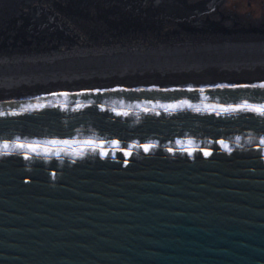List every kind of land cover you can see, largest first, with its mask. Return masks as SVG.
Returning a JSON list of instances; mask_svg holds the SVG:
<instances>
[{
  "label": "water",
  "instance_id": "water-1",
  "mask_svg": "<svg viewBox=\"0 0 264 264\" xmlns=\"http://www.w3.org/2000/svg\"><path fill=\"white\" fill-rule=\"evenodd\" d=\"M253 24L264 0H0V48ZM251 42L218 58L264 69ZM194 79L0 93V264H264V77Z\"/></svg>",
  "mask_w": 264,
  "mask_h": 264
},
{
  "label": "bare ground",
  "instance_id": "bare-ground-1",
  "mask_svg": "<svg viewBox=\"0 0 264 264\" xmlns=\"http://www.w3.org/2000/svg\"><path fill=\"white\" fill-rule=\"evenodd\" d=\"M215 29L216 31L213 28L202 29L201 33L196 32L201 35L196 38L193 30L178 33L186 36L184 40L176 37L177 40L161 41L163 38H157L161 44L159 41L146 43L132 38L98 42L108 45V48L101 49V45L91 48L88 44L85 53L81 49L74 50V46L53 50L0 48V93L44 88L98 87L113 83L169 82L190 78L264 77V69L260 65L242 68L243 65L221 62L217 55L226 44L229 46L247 40L252 41L253 47L249 45L246 51H258L259 57H263V28H243L236 31ZM189 34L193 35L190 39L187 38ZM149 36L151 35L140 38L147 39ZM141 43L150 45L145 49L135 46ZM240 50L242 49L237 46L232 53ZM165 57H169V61H164ZM259 61L260 59H256L253 63L260 64ZM71 65H78V68L83 66V69L76 67L72 71Z\"/></svg>",
  "mask_w": 264,
  "mask_h": 264
},
{
  "label": "rangeland",
  "instance_id": "rangeland-1",
  "mask_svg": "<svg viewBox=\"0 0 264 264\" xmlns=\"http://www.w3.org/2000/svg\"><path fill=\"white\" fill-rule=\"evenodd\" d=\"M194 32H193V35H195V38H196V36H201V35H199V34H197L196 32H198V33H201L200 31H203V30H193ZM213 31H216V29L215 28H213ZM184 32V31H183ZM173 33H175V34H177V35H179V36H183V38H185L186 36H184V35H181V34H178V33H180V32H173ZM190 36H187V38L189 37V39L191 38V36L193 37V35L192 34H189ZM161 36H160V34H156V35H151V36H149V38H147V39H144V38H140V37H135V38H132V39H134V40H139V41H141V42H146V43H148L149 41H154L153 43H155L156 41H159L157 38H160ZM162 38V37H161ZM165 38H170V37H168V36H166ZM169 41V40H168ZM172 41V40H171ZM160 42V41H159ZM160 44H161V42H160ZM86 46L84 47L83 45H82V47L80 46V45H78V46H74V50L75 49H81V51H83L84 53L86 52V50H88V48H87V45L88 44H85ZM99 46V45H101V44H98V43H92V44H90L89 45V47L90 46H92L91 48H93V46ZM149 45L150 44H144V43H141V44H139V46L138 45H135L136 47H141V48H148L149 47ZM72 47V46H71ZM71 47H69V48H71ZM116 47V46H115ZM65 48V47H64ZM99 48H101V49H105V48H108V45H101V46H99ZM114 48V47H113ZM3 49H6V48H3ZM9 49V48H8ZM53 50V49H52Z\"/></svg>",
  "mask_w": 264,
  "mask_h": 264
},
{
  "label": "flooded vegetation",
  "instance_id": "flooded-vegetation-1",
  "mask_svg": "<svg viewBox=\"0 0 264 264\" xmlns=\"http://www.w3.org/2000/svg\"><path fill=\"white\" fill-rule=\"evenodd\" d=\"M227 30H232V31H236V30H240V29H243V28H263L264 29V24H253V25H243V26H233V27H223ZM160 36L163 38L161 39V41H168L170 39L172 40H177L176 37L179 38V40H184L185 38H183V36H179L177 34H174L173 32L172 33H162L160 34ZM166 36H169V37H172V38H165Z\"/></svg>",
  "mask_w": 264,
  "mask_h": 264
},
{
  "label": "snow or ice",
  "instance_id": "snow-or-ice-1",
  "mask_svg": "<svg viewBox=\"0 0 264 264\" xmlns=\"http://www.w3.org/2000/svg\"><path fill=\"white\" fill-rule=\"evenodd\" d=\"M259 87L264 88V83L260 84ZM245 107L247 108L248 106H245ZM250 110L257 112V113H260L261 115H264V107L252 108ZM5 147H7V146H5ZM225 147H227V146H225Z\"/></svg>",
  "mask_w": 264,
  "mask_h": 264
}]
</instances>
